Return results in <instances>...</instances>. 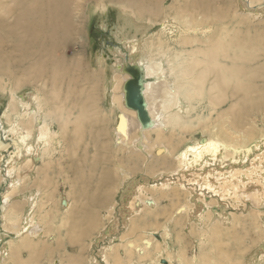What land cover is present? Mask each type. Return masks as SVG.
I'll list each match as a JSON object with an SVG mask.
<instances>
[{"label":"bare ground","instance_id":"obj_1","mask_svg":"<svg viewBox=\"0 0 264 264\" xmlns=\"http://www.w3.org/2000/svg\"><path fill=\"white\" fill-rule=\"evenodd\" d=\"M112 1L120 6L122 12L121 22L112 31L126 45L124 52L123 49L112 47V63L106 66L112 74L114 85L112 103L120 107L113 132L116 143L124 150H131L118 164L123 166L127 158H139L143 154L145 161L142 170L145 172L139 170L135 174L126 175L124 179L117 178L121 180L117 186L116 170L100 164L103 171L98 175V185H94L91 197L85 196V192L83 198L87 197L91 206L94 202L97 207L93 210L94 213L110 210L114 224L104 229L100 236H96L90 248L94 250L93 255L87 264H123L121 258L124 254L138 258L127 264H152L147 259L153 250H158L160 264H200L203 257H199V249H195L191 258L184 252L175 260L170 254L173 245L168 246V239L174 238L183 245L184 242L187 243L186 237L195 233L197 226L201 233L197 239L201 243L203 239L211 243L206 236V232L211 229L218 230L212 234L215 239L219 237L222 228L235 231L240 229L242 234L249 233L250 226L243 224L244 218L253 219L254 227L263 234L262 39L254 36L247 38L249 31L243 33L242 29L224 30L225 32L218 29L217 36L209 38L207 34L212 30V27L207 26L211 19L210 8L218 0H190L189 5L182 7V10L189 9L191 12L181 14L178 19L171 16L164 18L160 21L156 34L151 33V28H158L153 18L160 14L161 0ZM88 2L89 0H0L1 71L10 76L18 74L24 80L29 78L34 82H41L49 89V92L43 91L45 97L38 93L39 89L29 90L19 97H16L13 90L1 89L3 97L5 93H9L10 101L0 116V185L5 183L4 191L0 194V264H27L20 257L22 249L31 245L33 237L39 239L44 236L47 222L44 223L40 213L46 210L45 218L51 213L40 203V200L44 202L40 198L41 188L35 190L34 187H27L30 190L28 193L18 186L22 181L25 182L24 187L29 182L43 185L46 175L43 181L39 175L34 178L33 172L36 170L31 167H35L38 160L45 161L46 156L53 155L54 151L50 148L62 142L70 125L71 133H74L73 142H76V131L80 130L82 121L89 116L90 98H81L80 103L72 99L76 98L75 84L78 80L74 71L84 62L77 55L69 58L70 50L77 43L75 35H83L82 26L77 21ZM236 3L239 16L245 19L252 16L264 21V0H236ZM215 14L224 15L226 11L222 7ZM200 31L207 34L201 38L198 36ZM260 36L264 38L263 34ZM97 61L106 63L101 58ZM134 75L140 79L141 94L150 117L145 123H142L137 111L129 108L126 103L128 80ZM90 77L94 78L93 75H89ZM153 78L157 81L153 82ZM155 83H160L159 91L163 97L158 107L155 106L156 97L152 95ZM64 85L67 89L60 100V92L56 87ZM198 103H204L200 106L210 112L208 116L203 113L197 118L206 122L205 126L210 134L191 135L180 152L174 153L172 160H176L177 167L152 174L149 170L150 163L158 161L164 167L169 159L164 153V146H157L154 152L148 150L149 135L153 130L163 136L168 130L174 134L186 126L188 128L191 123L184 116L195 110ZM78 108L77 114L75 110ZM11 112L15 114L13 118ZM55 123L58 124L57 130ZM96 145L100 146V142ZM98 156H102V161L109 160L108 155L99 153ZM88 158L85 153L81 160ZM95 159L99 160L94 156L89 164ZM49 163L51 160L44 163L47 164L44 167L46 170ZM118 168L119 171L122 170ZM81 173L84 174L82 171ZM94 175L89 174L85 181L84 177H79V180L89 185L88 178L97 181ZM72 188L78 193L75 186ZM118 188L119 197L112 204L111 195ZM20 193L23 197L18 198ZM182 193L188 196V202L167 214V205L161 208V200ZM62 204L70 215L73 199L66 196ZM93 212L84 211L83 203L73 209L70 217L74 223L68 219L70 229H65V239L58 231L59 238L55 240L57 248L51 256L55 250L57 257L64 251V264H86L83 255L84 239L91 224L95 228L99 223L96 218L91 223L84 214ZM151 213L156 218L166 216L162 217L165 221L163 233L145 229V218ZM37 215L41 217L40 220ZM136 220L142 222L143 228H135L138 226ZM51 222L53 225L55 219ZM187 226L189 230L185 228ZM49 234L55 236L56 232ZM235 238L240 245L244 243L240 233ZM260 243L255 249L249 250L252 257L232 264H264V243ZM66 245L71 247L68 252H65ZM77 247L78 251L73 252ZM182 247L187 248L185 244ZM202 247L204 246L200 248ZM235 255L237 253L234 251L233 254H228L232 258ZM161 260L167 262L161 263ZM36 264L44 263L38 261Z\"/></svg>","mask_w":264,"mask_h":264},{"label":"rangeland","instance_id":"obj_2","mask_svg":"<svg viewBox=\"0 0 264 264\" xmlns=\"http://www.w3.org/2000/svg\"><path fill=\"white\" fill-rule=\"evenodd\" d=\"M161 1L162 3L160 4V14L158 17L153 18L155 21V26L157 27L160 24V21H162L164 18L171 16L178 19L181 14L187 11L191 12V10L189 9L182 10V7L189 5L188 3L190 0ZM85 7L86 8L80 12V17L77 21L79 25L82 26L83 35L81 37H77V35H75L77 43L80 44H74V48L70 50L69 58L77 55V58L82 59V61L84 62L81 67L74 71L78 80L75 84L76 98L72 97V99L80 103L81 98H90L89 116H87L82 121L80 130L76 131V142H73L74 133H71L72 126L70 125V127L67 129L65 137L62 139V142L59 145L54 144L53 148H50L54 151L53 155L51 157L46 156L45 161H41V159L38 160L36 166L31 167L32 169L34 168L37 171L36 172L34 170L35 172H33L34 178L39 175L40 180L43 181L44 176L46 175L45 183L43 185H40L41 187L38 186L39 183L35 184L34 182H29L27 184L28 186L24 187L25 182L23 181L18 186L19 189L23 188L25 192L28 193L30 192L29 188L31 187H34L33 189L35 190L41 188L40 198L44 202H41L40 200V203H42L41 205H43L46 209H49V212H51L49 217L46 218L44 217V213L46 212V210L40 213L41 216L43 215L42 217L44 223L47 222L45 223L46 227L44 236H40L39 239L33 237L31 245L22 249V254L20 257L27 264H36L38 261L43 262L44 264H64V260L62 259L64 251L61 252L60 257H57L58 254L56 253V250L54 251L53 256H51L53 250L57 248V243L55 242V240L58 237V231L61 232L63 239H65V229H70L69 225L67 224L68 219H71L70 216L72 215L73 209L81 206L82 203L84 205V211L93 212V210L97 208L96 205H94V202L92 206L88 204L87 197L92 196L94 192V185H98V175L103 171V168L100 165L101 163H103L102 166H110L112 169L116 170L117 176L115 181L117 186L121 183V180H117V178L124 179L126 175L135 174L137 171L142 170L144 167L143 162L145 161V155L143 154H141L139 158L134 156L127 158L123 166L118 164V161H122V157H126V154L131 153V150L130 148L124 150L123 147L118 145L116 143V137L113 132L114 125L117 121V113L120 111V107L119 105H115L112 103L114 85L112 84V74L106 66L112 63L111 59L114 55L112 47H114L115 49H123V52L126 49L125 42L123 43L122 39H117L116 35H114V31H112V29L115 28L119 22H121L120 16L122 12L120 11V6H117L112 0H89ZM222 7L225 9L226 14H215L216 10L221 9ZM210 9L211 19L208 21L207 26L212 27V30L210 31L211 33L207 34L200 31V33L198 34L199 37L203 38L207 34L209 38H214L217 36L218 29H222L223 31L242 29L243 33L249 31V34L246 36L247 38H252V36H254V38L262 39L261 41H263L262 43H264V38L260 36L261 34H263L264 36V21L261 22V20H256V18H252V16L246 17V19L245 17L239 16L240 13L239 11H237L236 0H218L217 2H215L214 7ZM146 19L147 18H143V20ZM158 29L159 27H152L151 33L156 34V31L158 33ZM256 29L259 31H257ZM179 47L181 48L182 46L180 45ZM184 49L186 48L184 47ZM102 55H106V57H102ZM99 58H101L102 61L105 60L107 64L100 62L98 63L97 60ZM89 75H93L94 78H89ZM18 80H22V82H19ZM152 81L155 82L157 80L153 78ZM155 84L156 90H154V86V92L152 95L153 97H156L155 106L158 107L163 97L162 95H160L159 91V87L161 88V85H159L160 83ZM45 87L46 86H43L41 82H34L29 78H26L24 80L22 77H18V74H14V76L5 74L1 71L0 68V116L2 115L1 112L10 101L8 97L9 93H5V97H3L1 95V89H7L8 91L13 90L16 97H19L20 94L29 92V90L39 89L40 91H38V93L42 97H45V92H49V89ZM66 89L67 87H65V85L63 87H56V90L60 92V100L63 97L62 94L64 95V93L66 92ZM44 90L45 92H43ZM198 104L199 105H196V109L191 111L189 115L184 113L185 119L188 121V123H191L188 128L186 126L183 130L176 131L174 134H171V131L168 130V132H166L163 136L159 135L157 131L153 130L149 135L148 142L150 148L148 150L154 152L157 146H164L166 149L164 153L169 159L167 160L168 164L166 162L164 163V167H162V164H159L158 161L150 163L149 170L152 174L164 169L167 170L169 168H176V160H172V158L174 157V153L177 151L178 153L180 152L181 147L191 138V135H203V133L210 134V131L205 126L206 122L197 119L199 115H203L204 113L206 116H208L210 112L206 108L202 109L200 105L204 103ZM51 107H53V104L51 105ZM79 109L80 108L75 110L77 114L79 113ZM14 115V112H11L12 118ZM216 115L217 112L214 114V117H216ZM55 129H58V124L56 123ZM99 135L101 136L99 137ZM97 142H100V146L98 147L96 145ZM108 147L109 150L107 151L106 148ZM85 153L89 156V158L87 160H81ZM99 153L101 155H108L109 160L107 162L102 161V156H98ZM93 155L98 157L99 160L95 159L90 165L89 162L91 161L92 157H94ZM48 160H51V163H49V168L46 170L44 167L47 164L44 163L48 162ZM5 164L6 163H4L3 167H5ZM118 167H120L122 170L119 171ZM81 171L84 172V174H82ZM92 173L95 174L94 176L97 181L88 178L89 185H85L79 180V177H84L85 181L87 179V176ZM1 184L3 185H0V189H2L0 190V194H2V192L4 191L3 188L5 186L4 182H2ZM72 186H75L77 188L78 193L77 191L73 190ZM27 187L29 188L27 189ZM81 188L84 190L82 191ZM153 192L156 193V191ZM83 193H85V196L87 197L83 198ZM119 194L120 189L118 188L111 195V202L113 201L112 204H115V199H118ZM66 196L73 199V208L70 215H68V210H66V207L62 204ZM20 197H23L22 193H20V196L18 195V198ZM165 200H161V208H164L165 205H167L166 213L171 214L179 205H183L188 202V196L182 193ZM25 209L26 208H24V210ZM38 210L37 213L39 215ZM109 211L106 209L101 213L93 212L84 214V216L90 219L91 223L94 218H96L99 223V225L95 228L93 227V223L91 224L84 239L85 250L83 255L86 259V264L89 262L90 256L93 255L94 250H90V248L92 244H94L93 241L95 240L96 236H100L101 232L104 229L114 224L113 215H110ZM38 215L37 217L40 220L41 217L39 218L40 215ZM153 216L154 213L147 214L144 221L145 229H155L163 233L162 228L165 224L163 218H165L166 216L161 215L157 218ZM52 217L55 219L53 225L51 224V221L53 220ZM184 220L185 218L183 219V224H185ZM71 222L74 223L72 219ZM135 222L138 225L135 226V228H143L142 222H140V220H136ZM243 224H247L248 226H250L249 233L242 234V231L240 229L235 231L222 228L221 231H219V237L215 239L212 237V234L214 233V231L218 230L211 229L210 232H206V236L211 240V243L206 239H203L201 243L200 240L197 239L201 236V233L200 231H198L197 226L194 229L195 233L191 236L186 237L187 243L184 242V244L187 248L182 247L184 244L181 245L177 243L174 238L168 239V246L171 247V245H173V250L170 254L172 257H174L175 260L178 258L179 254L183 255L184 252L188 257L191 258V254L195 253V249H199L198 255L199 257H203V260L200 264H232L238 260H248L250 257H252V253L249 250L255 249L256 245L261 244L260 242L264 243V233H260L258 228L256 226L254 227L253 219L251 218H244ZM131 228L134 229L132 226ZM171 228H173V226H171ZM185 228H188L189 230V226ZM46 230H48V232ZM188 230H186L185 233H187ZM46 232L48 233V235L46 234ZM49 232H56V234L55 236H51ZM237 233H240L242 237L241 240H244V243L242 245H240L239 242H237V238H235V235ZM247 234L248 236H246ZM202 245L204 247L200 248ZM69 248L71 247H69V245H66L65 252H68ZM71 250L72 249H70V251ZM76 251H78V247L73 252ZM122 251L124 250L122 249ZM233 251L235 254L237 253L234 258L228 256V254H233ZM121 259L123 264H127L130 262V260H137L138 258L136 256H132L131 254H124L122 255ZM112 260L114 259L112 258L111 261ZM7 261L9 262L10 260L8 259ZM148 261H152V264H160L158 250L150 251L147 262ZM166 262V260H161V263Z\"/></svg>","mask_w":264,"mask_h":264},{"label":"water","instance_id":"obj_3","mask_svg":"<svg viewBox=\"0 0 264 264\" xmlns=\"http://www.w3.org/2000/svg\"><path fill=\"white\" fill-rule=\"evenodd\" d=\"M135 71V70H134ZM137 79V80H136ZM128 93H127V106L139 114L142 123L149 120V114L147 113L145 107V99L141 94V84L140 79L135 75L128 80ZM164 262V261H163Z\"/></svg>","mask_w":264,"mask_h":264}]
</instances>
